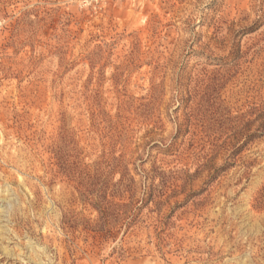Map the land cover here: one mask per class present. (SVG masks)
I'll return each mask as SVG.
<instances>
[{
	"label": "rangeland",
	"instance_id": "obj_1",
	"mask_svg": "<svg viewBox=\"0 0 264 264\" xmlns=\"http://www.w3.org/2000/svg\"><path fill=\"white\" fill-rule=\"evenodd\" d=\"M0 264H264V0H0Z\"/></svg>",
	"mask_w": 264,
	"mask_h": 264
}]
</instances>
